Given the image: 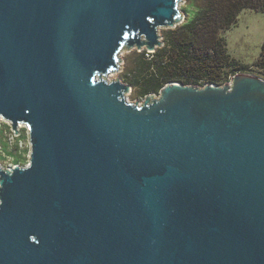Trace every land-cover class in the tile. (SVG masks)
Masks as SVG:
<instances>
[{
	"label": "water",
	"instance_id": "obj_1",
	"mask_svg": "<svg viewBox=\"0 0 264 264\" xmlns=\"http://www.w3.org/2000/svg\"><path fill=\"white\" fill-rule=\"evenodd\" d=\"M182 0H0V264H264V80L170 82L142 105L122 50L163 46Z\"/></svg>",
	"mask_w": 264,
	"mask_h": 264
},
{
	"label": "trees",
	"instance_id": "obj_2",
	"mask_svg": "<svg viewBox=\"0 0 264 264\" xmlns=\"http://www.w3.org/2000/svg\"><path fill=\"white\" fill-rule=\"evenodd\" d=\"M244 10L264 13V0H204L188 20L164 35L162 47L153 53L143 50L152 58L142 54L139 72L132 71L134 78L132 72L126 74L127 82L139 84L144 95L158 94L170 82L221 85L231 75L245 71L249 67L229 54L227 40L220 36L237 24ZM254 66L264 70V43ZM0 144L4 152L12 154L7 143ZM19 163L16 160L15 165Z\"/></svg>",
	"mask_w": 264,
	"mask_h": 264
},
{
	"label": "rangeland",
	"instance_id": "obj_3",
	"mask_svg": "<svg viewBox=\"0 0 264 264\" xmlns=\"http://www.w3.org/2000/svg\"><path fill=\"white\" fill-rule=\"evenodd\" d=\"M203 5L204 0H182L181 3H178V9L184 14V21H186L194 14L195 9L197 10L199 6ZM174 29L175 28H159V34L162 37V41H164V35ZM220 36L227 40L229 54L249 67L245 71L231 75L221 85L229 84L232 78L237 74L252 75L259 78H261V75L264 76V70L254 66L256 60L259 58L261 46L264 43V13L253 10L242 11L238 17L237 24L228 31L223 30L220 33ZM147 52H144L143 50L140 52L136 50H122L119 54V59L122 61L119 63L121 71L116 73L118 80L129 85L126 74L132 71H136V73L139 72L138 68H140L139 60H141V55L144 54L146 58H152L151 55L148 56ZM134 75L135 72H132V78H134ZM131 87L132 90L124 96L125 100L130 104H135L137 101V106H140L145 101L146 96L155 94H142L139 84ZM158 94L155 96L157 97ZM0 143H7L9 151L12 152V154L8 155V153L2 150L0 144V164L3 167L7 168L14 166L16 160L17 162H20L18 164L20 166H26L28 164L30 143L28 128L26 125L19 124L18 135H16L12 130L10 123L6 122L4 119H0Z\"/></svg>",
	"mask_w": 264,
	"mask_h": 264
},
{
	"label": "built area",
	"instance_id": "obj_4",
	"mask_svg": "<svg viewBox=\"0 0 264 264\" xmlns=\"http://www.w3.org/2000/svg\"><path fill=\"white\" fill-rule=\"evenodd\" d=\"M150 53V52H149Z\"/></svg>",
	"mask_w": 264,
	"mask_h": 264
}]
</instances>
